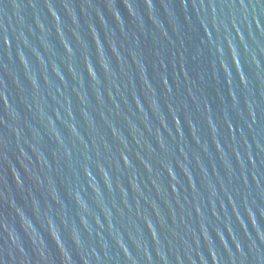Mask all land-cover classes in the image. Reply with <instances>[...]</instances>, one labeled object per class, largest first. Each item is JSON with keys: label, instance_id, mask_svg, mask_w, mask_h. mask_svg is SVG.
I'll return each mask as SVG.
<instances>
[{"label": "water", "instance_id": "water-1", "mask_svg": "<svg viewBox=\"0 0 264 264\" xmlns=\"http://www.w3.org/2000/svg\"><path fill=\"white\" fill-rule=\"evenodd\" d=\"M0 264H264V0H0Z\"/></svg>", "mask_w": 264, "mask_h": 264}]
</instances>
